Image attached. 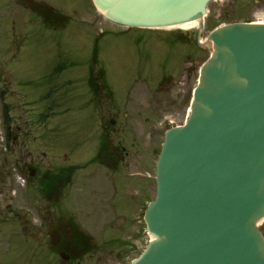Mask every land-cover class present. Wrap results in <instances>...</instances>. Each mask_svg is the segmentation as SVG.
<instances>
[{"label": "rangeland", "instance_id": "374dc122", "mask_svg": "<svg viewBox=\"0 0 264 264\" xmlns=\"http://www.w3.org/2000/svg\"><path fill=\"white\" fill-rule=\"evenodd\" d=\"M39 3L51 6L65 16L58 23V30L47 29L38 12ZM263 11L264 0L213 2L206 17L203 39L220 24L264 21ZM68 22L69 30L62 31L64 24ZM79 22L82 24L78 25ZM122 28L100 16L92 0H0V67L4 64L7 71L4 79L7 80L5 91L8 101L12 105H20L22 115L26 118H34L35 112H42V117H46V110H41L44 108L45 90L38 91L37 81L42 75L52 71L53 67L64 63L67 66L69 63L78 66L73 68L72 76L85 73L92 63V53L98 42L101 49L99 65L108 72L122 71L125 75L133 62L130 54L119 49L111 58L112 45L121 42L116 41L112 33ZM196 29L197 24L193 29L182 31L194 33ZM208 57V51L198 48V75ZM0 76L2 77L1 72ZM62 80V77L52 78L53 95L50 99H54V105L49 110V115L58 132H54L51 141L53 153H50L48 160L54 164L55 170L68 163H79L85 168L82 172L85 179L84 185L71 189L67 197L60 196L59 209L61 211L63 208L65 214L81 216L90 231L91 239H95L102 249L104 245L110 246L109 243H113L112 249L104 248L84 255L80 264H129L148 245L145 223L143 220L142 223H137L134 217L140 207L144 205L145 208L156 197V163L164 142V132L168 128L165 117L169 116L170 110L163 113L161 124L163 121L164 124L160 129L155 128L157 130L154 132H151V123L145 124L144 119L135 117L131 119L132 125L126 131L118 125L113 129L109 123L112 117L109 99L101 101L96 116L95 109L90 104H83L88 99L83 98V101L81 95L76 100L75 97L67 99ZM194 81L195 77L191 87ZM85 87L79 81L73 92L80 94ZM70 101L74 104H69ZM66 118L72 125L64 132L62 129L66 126L61 124ZM105 126H109L107 131ZM68 132L71 134L69 137L66 136ZM105 133H111L115 145L118 148L125 146L129 152L125 162L118 168L115 200L111 201L114 208L117 206V216L115 213L112 216L114 210H110L106 203L110 192L112 193L111 173L94 159L100 148L99 141ZM65 155L68 156V161H65ZM3 158L0 146L1 164ZM3 171L7 182L0 184V187H5L0 191V264H62L44 242L39 243L31 235L25 234L26 231L20 232L14 217L15 212L27 215L21 221L22 229H26L25 219H31V215L35 213H46L49 206L44 195L36 185L26 189L17 182L11 187L15 172L12 171L13 175L10 177L5 169ZM80 173L76 172L75 175ZM112 218L116 220L115 224ZM110 222H113L112 228ZM261 229L264 233V222Z\"/></svg>", "mask_w": 264, "mask_h": 264}, {"label": "water", "instance_id": "95a60500", "mask_svg": "<svg viewBox=\"0 0 264 264\" xmlns=\"http://www.w3.org/2000/svg\"><path fill=\"white\" fill-rule=\"evenodd\" d=\"M214 1L93 0L124 26L198 22L211 53L186 125L166 133L145 214L153 241L133 264H264V24L225 25L201 43Z\"/></svg>", "mask_w": 264, "mask_h": 264}, {"label": "flooded vegetation", "instance_id": "af4514ba", "mask_svg": "<svg viewBox=\"0 0 264 264\" xmlns=\"http://www.w3.org/2000/svg\"><path fill=\"white\" fill-rule=\"evenodd\" d=\"M47 10L57 19L65 18L51 7H47ZM80 24L82 23L79 22L78 25ZM68 25L63 31L69 30ZM112 34L116 41L121 42L112 45L111 58L119 49L127 51L133 60L129 71L125 75L122 71L118 73L114 70L104 71L98 63L99 50H93L92 63L85 73L78 76L71 74L73 68L78 66L70 63L67 66L64 63L56 74L63 79L67 99L76 97L73 92L74 86L82 81L86 87L80 95L82 99H88L84 105L88 103L97 108L104 98L109 99L112 114L109 123L113 129L118 125L126 131L129 125H132L131 119L135 117L144 119L145 124L151 123L149 126L151 132H154L157 130L155 128L160 129L164 124V121L161 124V117L167 110H170L169 116L165 117L168 123L180 124L183 106L187 100V105L184 106L185 115L192 88L197 80V31L188 33L177 29L122 28L113 31ZM3 66L4 64L0 69L3 77L0 76V146L4 158L3 163H0V184L4 185L7 182L3 169L10 177L14 171L11 187L17 182L21 184L24 180L26 188L36 185L39 190L45 189V200L49 206L46 213H35L31 215V219H25L26 229H22L21 221L27 215L15 212L18 230L26 231L25 234L31 235L39 243L44 242L51 254L60 259L62 264H80L84 255L88 253L102 251L104 248L112 249V242L109 243L110 246L104 245L102 249L95 239H91L90 231L81 216L65 214L63 208L61 211L59 209L60 196L67 197L71 189L83 184L85 175L82 172L85 168L79 163H68L55 170L54 164L48 160L50 153H53L51 141L55 132L53 119L49 115V110L53 109V99H50V96L53 95L54 70L42 75L36 83L38 91L45 90L44 108L41 110H46L47 116L42 117V112H35L34 118H26L22 115L20 105H12L7 99L5 91L7 80L4 79L7 71ZM194 77V85L191 87ZM71 125L68 119L63 124L66 131ZM108 127L105 126L106 131ZM108 134L105 139V150L100 148L96 157L104 160L105 167L111 173L112 193L110 192L106 203L110 210H114L112 216L114 213L117 216V206L114 208L111 201L115 200L119 164L125 162L129 152L125 146L118 148L113 135ZM65 161H68L67 155ZM79 171L80 175L76 176L75 173ZM4 188L0 187V191ZM111 220L116 223L114 218ZM113 222H110L111 228Z\"/></svg>", "mask_w": 264, "mask_h": 264}, {"label": "bare ground", "instance_id": "6f19581e", "mask_svg": "<svg viewBox=\"0 0 264 264\" xmlns=\"http://www.w3.org/2000/svg\"><path fill=\"white\" fill-rule=\"evenodd\" d=\"M196 24H197L196 22L188 23V24L182 25L181 26V29H184V30L185 29H188V30H190V29H193Z\"/></svg>", "mask_w": 264, "mask_h": 264}]
</instances>
